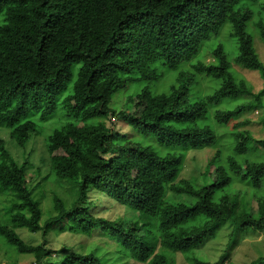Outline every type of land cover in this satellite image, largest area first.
<instances>
[{"label": "trees", "instance_id": "16d2710c", "mask_svg": "<svg viewBox=\"0 0 264 264\" xmlns=\"http://www.w3.org/2000/svg\"><path fill=\"white\" fill-rule=\"evenodd\" d=\"M224 31L234 40L235 57L218 41ZM257 38L264 44V0H0V127L24 147L36 132L34 119L65 109L73 140H56L50 174L54 183L70 185L72 206L55 197L57 215L42 226L27 161L15 160L0 139L6 163L0 195L14 198L6 207L10 226L0 223L3 246L32 255L36 264H123L96 250L67 251L52 261L46 240L35 246L17 233L47 237L62 226L65 233L107 238L117 256L134 263L176 264L181 254L205 264L196 250L231 221L225 195L235 183L250 200L232 236L264 231V139L239 131L251 108L239 97L252 88L234 69L258 71L264 82ZM210 42L214 61L206 63L202 55ZM117 94L127 95L129 110L151 96L153 106L142 118L120 116L155 131L151 136L158 134L159 142H116L108 122L116 116L111 104ZM228 127L248 151L237 149V137L223 132ZM206 148L217 149L206 171L181 179L188 154ZM168 193L184 198L173 201ZM103 198L127 208L130 220L95 214ZM251 264H264V256Z\"/></svg>", "mask_w": 264, "mask_h": 264}, {"label": "rangeland", "instance_id": "374dc122", "mask_svg": "<svg viewBox=\"0 0 264 264\" xmlns=\"http://www.w3.org/2000/svg\"><path fill=\"white\" fill-rule=\"evenodd\" d=\"M227 29L229 28L226 27L225 30ZM218 41L224 42L228 53L235 57L236 50L233 48L234 40L229 36L227 31H224L219 36ZM255 43L257 52L264 61V44L258 38ZM210 44L211 42L206 46L202 55L206 63L214 61L210 48H208ZM234 69L239 78H244L249 81L251 84L250 88H252L250 93H244L239 97L240 101L238 103L251 107L243 115L241 120L246 122V124L240 127L239 131L255 139H264V124L261 121L263 114L262 104H264V82L258 71L243 69L237 65ZM159 89L161 90V88ZM143 101L145 102L143 103ZM143 101L140 104H136L135 107L133 104V107L129 110L130 106L127 103V95L117 94L114 97L111 105L116 111V116L108 122V126L114 133L118 134L119 138L116 142L125 145L129 143L133 144L136 141L149 143L159 142L157 140L159 138L158 134L155 135L157 139L151 136L155 131L142 126L140 123L132 120L133 118L131 117L120 116V113L128 112L130 115H135L136 113L138 117L142 118L153 106L150 95L146 94ZM229 103L232 107L237 105L236 103ZM66 112L65 109H62L59 113L46 120L40 118L34 119L36 132L31 135L24 147L19 145L17 140L11 138L9 129L0 127V139L5 142L4 145L10 154L20 164L27 161L28 184L33 191L35 200L40 203L42 226L49 219L57 215V212L54 210L55 197H59L66 208L72 206L73 191L70 185L68 183L59 185L54 183L50 177L51 158L58 153L56 140L62 139L73 142L66 128V124L68 123V120L64 118L65 114H67ZM224 131L229 137L234 135L231 132L233 129L230 127L224 128ZM225 139L228 141V138ZM237 140L239 141L237 149L244 152L249 150L246 142L239 140V137H237ZM174 141L175 138L170 136L169 142L172 143ZM216 151V148H206L201 151L189 153L180 178L190 180L200 176L201 173L206 171L208 159ZM5 165L4 160L2 161L1 159L0 173L5 172ZM210 175L214 177L216 175L215 171L211 170ZM137 179L140 181L139 183L145 185L146 179L140 174L137 175ZM221 196V194H218L219 198ZM225 196L228 199L229 207L224 211L231 214V221L219 227L215 236L207 240L201 248L196 250L195 257L205 264H251L255 259L264 256V231L252 230L245 232L238 230L236 235L232 236L235 231V226L241 224L247 218L250 194L243 186L235 183L226 190ZM92 197L93 199H97L100 196L95 194ZM167 197L173 201H181L184 198L172 193H168ZM13 202L14 198L12 196L0 195V223H6L10 226L8 214H6V207ZM93 212L111 220L123 219L125 221L130 220L132 216L127 208L106 198L99 201L98 206ZM17 233L26 243L35 246L42 245L46 240V247L53 251L52 255L48 257L52 261H60L64 258L67 251L84 253L96 250L104 258L107 257V259L115 260L116 262L121 260L123 264H138L131 262L127 258L117 256L112 246L113 242L99 234H95L90 238L83 235H73L63 232L62 226L53 227L47 237L43 236L42 232L30 233L26 229H17ZM0 264H36V261L32 255H16L11 250H7L0 241ZM176 264L191 263L183 255L178 254L176 256Z\"/></svg>", "mask_w": 264, "mask_h": 264}]
</instances>
